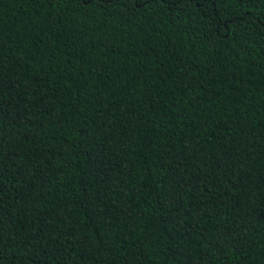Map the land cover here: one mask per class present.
I'll return each mask as SVG.
<instances>
[{"label":"trees","instance_id":"16d2710c","mask_svg":"<svg viewBox=\"0 0 264 264\" xmlns=\"http://www.w3.org/2000/svg\"><path fill=\"white\" fill-rule=\"evenodd\" d=\"M0 264H264V0H0Z\"/></svg>","mask_w":264,"mask_h":264}]
</instances>
